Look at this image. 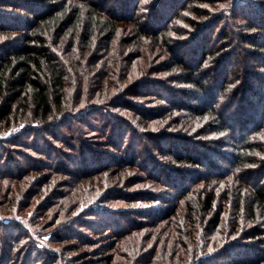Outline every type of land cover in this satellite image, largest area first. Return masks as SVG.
Here are the masks:
<instances>
[{
	"label": "rangeland",
	"instance_id": "rangeland-1",
	"mask_svg": "<svg viewBox=\"0 0 264 264\" xmlns=\"http://www.w3.org/2000/svg\"><path fill=\"white\" fill-rule=\"evenodd\" d=\"M86 1L77 0L75 3L85 4ZM161 1L142 2L144 5L141 11L142 20L136 22L132 10L128 11L124 9L125 7L119 9L118 0H97L102 7L107 4V13L102 15V20L113 22L116 26L112 40L102 35L99 30L90 45L86 42L81 29V32L76 33V38L62 37L63 43L56 47L57 52L62 54L66 63L70 65L68 94L71 111L75 117L83 116L87 121L83 123L68 116L62 130L66 133L68 141L64 139L65 136L61 141L53 137H49L50 139L45 137L47 140L43 139L44 137L38 140H34L35 136L30 138L31 141H36L34 144L41 145L49 152V160L36 152L21 149L25 151L24 153H30L27 158L20 152H14L13 146H10V150L0 148L6 158L0 163V172L14 173L10 178H3L0 175V221L12 223L16 220L24 229H31L39 242H46L50 250H57L58 255L54 257L58 259L54 264H225L228 259L225 261L220 253L230 241L247 243L240 235L250 223L243 220L239 230L231 234L230 217L233 204L226 200V197L235 192L236 185L242 183L241 176L252 186H256L259 180L254 174L256 169L260 171V167H254L250 172H238L239 176L226 175L220 179L208 178L197 182L190 178L194 173H187L183 187L190 190L191 194L183 197L178 189H172L177 185L165 183L163 186L152 178L156 176L153 164L155 166L159 160L153 163L147 150L148 146L152 145L155 148L154 143L162 144L168 137L174 144L177 139H182L190 148L201 150L209 157L214 156L219 164L227 158L228 164L220 166V170L230 171L233 166V163L232 165L230 163L237 152L236 145L241 146L250 136L255 138L257 131L258 135L264 137L262 123L258 125L253 123L259 119L260 114H254L251 110L252 100L249 91L253 88L250 86L253 83L250 77L248 86L239 94L240 97L237 99L239 103L228 106L225 113L218 115V125H212L213 121L210 118H203V114L207 112L204 109H180L174 105L175 102L183 105L201 102L200 99L191 100L193 96L189 98L183 96L185 94L182 93V89H189L191 86L184 82L186 78L178 61L179 55L185 51L188 65L195 63L201 45L199 39L213 30V27L207 30L208 27L205 28L204 24L209 23L213 26L216 24L212 46L223 45L220 43L227 30L236 34L238 39L235 46L231 45L236 50L232 63L238 67L248 66L253 69L255 58L248 59L245 56L246 52L251 51V47L244 43L242 37L240 38L241 32L243 35L248 33L246 24L241 18L232 17L229 12L227 15L230 16L224 15V18L221 16L223 9L228 8L230 3H236L235 0H198L199 3L196 2L195 6L189 5L192 11H182L181 17H184L175 20L183 28L182 32L179 34L172 32L174 38L170 41L171 44L165 43L161 38H154L152 32L153 15L164 8ZM252 1L251 4L256 6L257 13L264 18V0ZM194 8L201 12L204 18L193 12ZM109 12L119 18H115ZM251 14L254 15L255 11L252 10ZM217 16L221 18L217 19ZM187 20H191L192 24H188ZM199 21L201 24L195 25ZM202 24L204 26H201ZM171 47H177V50L173 51ZM229 51L230 48H227V52ZM75 57L80 61L79 67L83 65L84 74L73 64L76 63L73 60ZM218 62L212 61L206 66L205 74L212 76L210 80L212 85L220 68ZM261 70L264 73V70ZM121 98L130 102L131 106H128L131 108H118V104L125 105ZM224 102L225 99L220 105L225 109L228 103ZM240 105H243L241 110ZM133 108L145 115L135 110L132 112ZM244 109L251 111L249 117L243 113ZM235 115L244 116L246 119L242 125L239 124L240 131L235 133L236 138L230 140L226 137L229 130L220 135L223 129L220 122L224 121L230 126L232 119L234 123L239 119L234 117ZM121 118L130 119L128 125L124 124L125 128L130 130L126 134V145L123 146H119L117 139L120 136L113 131L117 125L116 121H121ZM67 124L71 129H68ZM137 132L142 133V140L138 139L137 143L143 144L141 151L144 157L137 162L138 165L123 164L121 162L127 159V154H132L133 148L130 143ZM74 133L80 140L73 143V138L69 136ZM2 137L6 135L0 136ZM173 143L171 144L174 145ZM168 145L170 144L165 143L163 147L166 148ZM85 149H91L100 157L96 160L91 159V153L86 154ZM216 151L220 153V158L215 155ZM84 155H89L90 159ZM10 156L13 157V162H10ZM155 156L158 157L160 154ZM170 158L172 159L171 156L169 160ZM172 163L173 161H161L159 165L162 167V173L164 171L163 175H168L174 168H182L180 164ZM30 164L39 165L38 169L30 170L28 168ZM146 165L147 167L151 165L150 170H144ZM101 166L106 169L95 172L96 168ZM86 171H89L87 175L84 173ZM206 187L216 190L218 198L216 204L224 207L221 223L213 224L211 219L214 214L210 211L206 216L203 215L204 219H197L192 236L184 234L181 221L186 225L190 221V216H186V220L184 218L189 212L188 206L194 203L192 202L194 197H198L196 189ZM150 193L157 194L159 199L149 200ZM144 208L148 212L147 215L136 213L135 219L140 222L138 226L132 228L127 226V230L125 226L115 221L116 229L123 231L121 235L119 232L104 235L105 231L85 226L96 225L95 222H91L97 217L91 214L93 211L99 213L102 210L108 213L104 215L114 217L116 220L124 218V215H120L122 211L136 212ZM163 208L168 209L167 216L163 219L151 218L153 222L143 220L158 215ZM193 210L196 212L198 208L193 207ZM57 234H61L62 237ZM249 251H246L247 257L254 256ZM260 258L262 256L258 257V261L262 262L263 259ZM26 261L28 264H49L48 259L38 252H34L30 257L27 253L24 254L18 264H24Z\"/></svg>",
	"mask_w": 264,
	"mask_h": 264
},
{
	"label": "trees",
	"instance_id": "trees-1",
	"mask_svg": "<svg viewBox=\"0 0 264 264\" xmlns=\"http://www.w3.org/2000/svg\"><path fill=\"white\" fill-rule=\"evenodd\" d=\"M76 1L0 0V136L6 135V137L0 138V148L10 150L13 146L14 152H20L21 155H25L27 158L30 153H24L25 151L21 149L36 152L48 159L50 158L49 152L42 148L41 145L34 144L36 141L30 140L32 136H35L34 140H38L41 137L47 140L45 137H53L55 140L61 141L63 136H65L64 139L67 138L66 133L62 130L65 128L64 122L69 118L68 116L72 120H79L83 123L87 121V118L83 116L75 117L73 111H71L72 107L68 94L70 65L66 63L63 55L57 52L56 47L63 43L62 37L76 38V33L81 32V29H83L82 33L86 38V42L90 45H92L93 38L99 30H101L102 35L112 40L116 26L113 22L102 20V15L107 13V4L102 7L97 3V0H87L85 4H77L75 3ZM197 1L162 0L163 10L161 9V12L155 11L156 13L153 15L152 25L154 28H152V32L154 33V38H161L165 43L171 44L170 41L174 38L171 33L179 34L183 29L180 23L175 20L184 17H181L183 15L182 11H192L189 5L195 6L199 3ZM235 2L230 3L228 8L223 9L221 16L224 18V15L226 16L229 12L228 14L231 13L232 17L241 18L242 22L246 24L248 33L243 35L241 32L240 38L242 37L244 43L251 47V51L246 52L245 56L248 59L255 58L253 60V69L248 66L238 67V65L232 63L234 56H236V50L233 48L238 39L236 34L227 30L224 39L220 43L223 45L212 46L211 41L215 37L213 30H215L216 24L214 26L209 23L204 24L205 26L202 24L201 26L208 27L207 30H210L211 27H213V30L210 33L207 32V36L205 35L202 39H199L201 45L197 53V60L195 63L188 65V62L185 60L187 58L186 52L183 51L179 55L180 59L178 61L186 78L184 82L191 86L189 89H182V93L185 94L183 96L187 98L193 96L191 100L200 99L201 102L196 104L192 102L193 105H190L191 103L183 105L175 102L174 105L180 109H204L207 112L203 114V118H210L213 121L212 125H218V115L225 113L224 111L227 110L226 108H229L228 106H235L237 104V99L240 97L239 94L244 90V87L248 86V78L250 77L252 79L251 83H253L250 86L254 88L249 91L250 99L252 100L251 110L254 114H260L259 119L253 121V123L255 125L262 123L261 127H264V73L261 70H264V18L257 13L256 6L251 4L252 0H235ZM118 7L120 10L124 7L128 11L129 9L132 10V15L136 19L135 21L141 22V11L144 8L142 0H118ZM167 9L170 10L167 11ZM194 9L193 12L204 18V16H201V12H197ZM252 10L255 11L254 15L251 14ZM111 15L119 18L114 13ZM218 16L216 17L217 19L221 18ZM187 22L188 24H192L191 20H187ZM198 24H201L200 21L199 23H195V25ZM55 35L60 36L56 37ZM74 45L75 43L72 46ZM171 48H173V51L177 50V47ZM227 48H230L229 52H227ZM222 53L224 54L222 55ZM76 59L77 57L73 59L76 61L73 64L78 66L80 72L84 74L82 71L83 65L79 67L80 61ZM212 61L216 63L219 61L218 63H220V68L217 71L213 85L210 84L212 76L208 73L205 74L207 70L206 66ZM153 90L155 91V89ZM224 99V103H228L225 109L220 105V102ZM121 102L125 105L118 104V108H131L129 107L131 106L130 102L128 103L126 99H122ZM242 106L240 105L239 110L242 109ZM134 110V108L131 109L132 112ZM135 111L141 113V115H145L141 111ZM239 113L237 114L239 115ZM243 113L248 115V117L251 115V111H246L245 109ZM238 115L234 117H238ZM243 117H238L239 119L236 121L237 125L232 119L230 126H232L233 130L229 128L230 126L226 122H220V127L223 128L222 132L229 130L228 133L226 132V137L230 138V140L236 138L235 133L238 130L240 131L239 124L242 125L246 119ZM122 120L116 121L117 125H115L116 128L113 130L114 134H117L118 137L120 136L117 139L119 146L126 145V134L130 130L129 128L127 130L124 125H128L130 119ZM67 127L71 129L68 124ZM258 133L259 131L255 133V138L250 136V138L246 139L241 146L236 145L237 152L234 160L230 163V165L233 163L230 171L220 170V166L224 167L228 164L227 158H222L223 163H220V165L214 159V156L209 157L207 153L201 152V150L198 151L190 148L189 144L182 139L176 140L175 144L179 145L177 147L171 142L170 137L165 138L162 144L159 142V144L154 143L155 148L152 145L147 147V150L150 152L149 159L153 163L156 162L155 160H161L165 162L173 161L174 164L181 165L182 168H174L168 175H163L164 171L162 173V167L159 165L161 161H157L155 166L153 164L156 176L150 175L152 178H155L157 184L163 186L166 185L165 183L167 185H177L172 189H178L183 197L191 194L190 190L183 187L187 173H194V176L190 178L197 182L208 178L220 179L226 175H228L227 177L231 175L239 176L238 172H250L254 167H260V171L256 169L254 174L259 180L256 186H252L241 176L242 183L236 185L235 192L226 197V200L233 204L231 209L232 216L230 217L231 234L239 230V226L243 220L248 221L250 226L245 227L240 235L241 239L247 243L230 241L220 253L224 256L225 261L226 258L228 259L227 262L223 261L225 264H264V137L258 135ZM141 136L142 133L139 134L137 132V134H134L133 142L130 143L133 148L132 154H127V159L121 163L138 165L137 162L144 157L141 151L143 144L137 143L138 139L142 140ZM69 138H73V143L80 140V137L76 136V133L70 135ZM66 140H63V142H66ZM165 143L170 145L165 148L163 147ZM201 147L207 149L205 145H201ZM84 151H86V154L88 152L91 153V159L96 160L97 157H100L99 155L96 156L95 152L91 149H85ZM215 153L218 157L220 156V153L217 151ZM156 154H160V156L157 157L155 156ZM84 156L88 160L90 159L89 155ZM170 156L172 159L170 158L169 160ZM4 158V154L0 151V163L6 159ZM9 160L10 162L14 161L11 156ZM38 166L30 164L28 168L34 170L38 169ZM150 167L146 165L144 170H150ZM105 169L106 167L104 166L97 167L95 172ZM84 173L87 175L89 171ZM13 174L12 172H3L0 175L3 178H10L14 176ZM196 192L198 197L193 196L192 200L196 205H193L194 203L189 204V212L184 216L185 220L186 216H190V221L187 225L184 221H181V229L184 231V234L190 236L194 233L193 226L196 224L197 219H204L203 215L206 216L212 211L214 215L211 220L213 224L218 225L221 223L222 212L224 210L223 206L216 204L218 198L215 189L211 190L208 187L205 189L199 188L196 189ZM148 199H152L153 201L159 198L157 194L150 193V195L148 194ZM192 206L198 208L197 213L194 212ZM167 210L163 208L156 215L157 218L156 216H150V219L143 220L153 222L154 220L151 218L163 219L167 216ZM136 213H141L142 215L148 214L145 208L142 211L136 210V212L122 211L120 215H124V218L115 220L113 219L114 217L111 218L104 215L108 213H104L102 210L99 213L93 211L91 214L99 217L91 221L95 222L96 225L92 227L86 224L85 226L89 227V229L93 228L94 230L105 231L104 235H112L118 232L120 234L123 231L116 229L115 221L121 223L128 230L127 226L132 228L138 226V223H140L135 219L137 217ZM114 214L118 213L114 212ZM129 222L131 223L128 224ZM12 223L0 221V238H2L0 240V264H18L24 254L27 253V256L30 257L34 252H38L45 259L47 258L49 264L55 263L58 259V257H54L58 255L57 250L47 248L46 242H39L32 230L24 229L20 222L13 220ZM57 235L62 237L61 234ZM248 250L254 256L249 255L250 257H247L246 251ZM259 256H262L260 258L263 259L262 262L258 261ZM24 264H28L27 261Z\"/></svg>",
	"mask_w": 264,
	"mask_h": 264
},
{
	"label": "snow or ice",
	"instance_id": "snow-or-ice-1",
	"mask_svg": "<svg viewBox=\"0 0 264 264\" xmlns=\"http://www.w3.org/2000/svg\"><path fill=\"white\" fill-rule=\"evenodd\" d=\"M142 2L147 3V0H142ZM221 7H223V5H221ZM13 35H15V34H13ZM82 106H83V105H82ZM220 135H224V133L221 132Z\"/></svg>",
	"mask_w": 264,
	"mask_h": 264
}]
</instances>
